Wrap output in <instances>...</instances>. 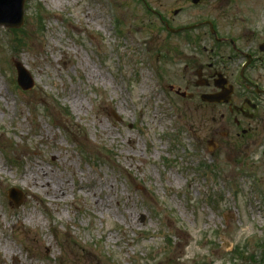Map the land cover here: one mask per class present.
Here are the masks:
<instances>
[{
	"label": "rangeland",
	"instance_id": "1",
	"mask_svg": "<svg viewBox=\"0 0 264 264\" xmlns=\"http://www.w3.org/2000/svg\"><path fill=\"white\" fill-rule=\"evenodd\" d=\"M147 1L27 0L21 30L0 28V264H264V134L224 137L228 110L201 99L229 47L161 20L244 43L264 0Z\"/></svg>",
	"mask_w": 264,
	"mask_h": 264
},
{
	"label": "flooded vegetation",
	"instance_id": "2",
	"mask_svg": "<svg viewBox=\"0 0 264 264\" xmlns=\"http://www.w3.org/2000/svg\"><path fill=\"white\" fill-rule=\"evenodd\" d=\"M183 10V8H180V10H177L175 14L178 15ZM161 20L165 23V27L167 24L171 27L170 21L165 19ZM242 20L244 23L242 25L243 34H241L243 36L241 40H244V43H241V41L234 35V33H236L234 29H231V38L225 39L222 37L224 42H228L227 47L229 46L231 48L229 52L231 54L227 56L228 61L230 64H234L231 66H223L222 64H219V61L216 58L212 57L211 62L207 65L210 72L209 75L214 79V87L215 85H221L220 87H222V90L216 88V91H212V93H217L219 91L223 93L224 88H229V85H232L233 87L231 102L229 104L223 103L220 105L229 112V118L227 116L226 124L228 126L223 128L222 134L224 137L227 135H229L228 137L232 136L233 134L229 128L231 126H233V128L235 127L237 131L236 134L241 137L242 146L248 148L252 143H254L255 147H258L261 143V140L259 141V137L264 134V118L262 117L264 114V105L262 103H258V101H256L254 97H251L247 92V89H251L255 92V94L264 96V85L256 76V72L258 70L264 72V42L259 43L255 51H251L254 46L250 41L251 38L252 40H257L261 37L264 33V26L259 29L257 27H248L251 19L242 18ZM209 21L212 20L202 21L201 23H198V25L204 26V24ZM171 28L183 29L184 27L176 26ZM208 29V31L211 32L210 24L208 25ZM209 32L206 34H209ZM217 32L219 36V31L217 30ZM184 33L186 32L181 31L173 33V35H183ZM220 50L221 49L219 47H213L211 52L218 57ZM220 66L222 67L221 70L219 68ZM202 75L203 71L200 70V68L197 69V76L200 78L203 77ZM259 124L262 126L261 129Z\"/></svg>",
	"mask_w": 264,
	"mask_h": 264
},
{
	"label": "water",
	"instance_id": "3",
	"mask_svg": "<svg viewBox=\"0 0 264 264\" xmlns=\"http://www.w3.org/2000/svg\"><path fill=\"white\" fill-rule=\"evenodd\" d=\"M25 1L26 0H0V27L15 28L19 29L25 21L24 13H25ZM16 62V69L18 73V84L25 91L32 90L35 86V81L33 75L29 73V71L25 68L22 62ZM218 87V86H217ZM231 91L229 90L223 96L220 94L216 95H204L202 99L206 102H222L223 100L228 101L231 95ZM11 199L16 202V206L18 207L22 202L24 196L17 189L11 192Z\"/></svg>",
	"mask_w": 264,
	"mask_h": 264
},
{
	"label": "bare ground",
	"instance_id": "4",
	"mask_svg": "<svg viewBox=\"0 0 264 264\" xmlns=\"http://www.w3.org/2000/svg\"><path fill=\"white\" fill-rule=\"evenodd\" d=\"M42 170H45V169H42ZM46 174V172H42V173H40V175H44V174ZM52 173V172H51ZM50 175V172H48L47 173V175ZM33 181H34V178H31ZM36 183V182H35ZM37 184V183H36ZM39 184L41 185V186H44V187H46V190L45 191H54V194L56 195L57 194V192H58V189H60L59 187L58 188H53L52 186H53V184L52 185H50L49 183H42V182H39ZM63 190H67V188H64ZM14 255V254H13Z\"/></svg>",
	"mask_w": 264,
	"mask_h": 264
}]
</instances>
